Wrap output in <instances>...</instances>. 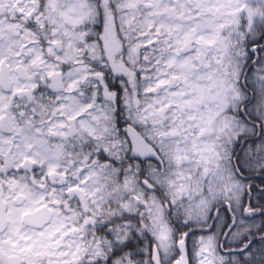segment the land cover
<instances>
[{
	"label": "snow or ice",
	"instance_id": "obj_1",
	"mask_svg": "<svg viewBox=\"0 0 264 264\" xmlns=\"http://www.w3.org/2000/svg\"><path fill=\"white\" fill-rule=\"evenodd\" d=\"M0 264H264V0H0Z\"/></svg>",
	"mask_w": 264,
	"mask_h": 264
}]
</instances>
